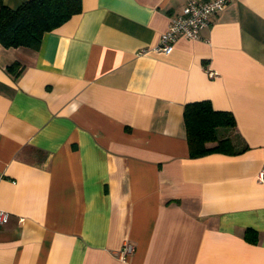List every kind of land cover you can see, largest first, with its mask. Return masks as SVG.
Listing matches in <instances>:
<instances>
[{
  "label": "crops",
  "instance_id": "crops-1",
  "mask_svg": "<svg viewBox=\"0 0 264 264\" xmlns=\"http://www.w3.org/2000/svg\"><path fill=\"white\" fill-rule=\"evenodd\" d=\"M189 1L81 0L38 50L0 44V264H264V0L159 51ZM201 101L244 152L189 157Z\"/></svg>",
  "mask_w": 264,
  "mask_h": 264
},
{
  "label": "trees",
  "instance_id": "trees-1",
  "mask_svg": "<svg viewBox=\"0 0 264 264\" xmlns=\"http://www.w3.org/2000/svg\"><path fill=\"white\" fill-rule=\"evenodd\" d=\"M81 3V0H28L11 9L0 0V44L5 48L38 50L45 33L81 13ZM183 119L191 159L213 153L237 155L247 149L237 148L231 137L219 135L222 129L234 130L235 119L230 112L214 110L208 101L186 104Z\"/></svg>",
  "mask_w": 264,
  "mask_h": 264
},
{
  "label": "built area",
  "instance_id": "built-area-1",
  "mask_svg": "<svg viewBox=\"0 0 264 264\" xmlns=\"http://www.w3.org/2000/svg\"><path fill=\"white\" fill-rule=\"evenodd\" d=\"M233 0H190L183 8L182 13L171 19L167 31L163 34L159 51L169 52L172 44L178 38L196 40L202 30L210 25L211 18L221 12ZM210 77L217 74L209 71ZM259 179L264 181V167L259 173ZM10 218V214L0 210V226L5 225ZM134 245L126 242L118 252V257L124 259L134 252Z\"/></svg>",
  "mask_w": 264,
  "mask_h": 264
},
{
  "label": "rangeland",
  "instance_id": "rangeland-1",
  "mask_svg": "<svg viewBox=\"0 0 264 264\" xmlns=\"http://www.w3.org/2000/svg\"><path fill=\"white\" fill-rule=\"evenodd\" d=\"M224 132H225V130L222 129L221 131H219V135L224 134Z\"/></svg>",
  "mask_w": 264,
  "mask_h": 264
},
{
  "label": "bare ground",
  "instance_id": "bare-ground-1",
  "mask_svg": "<svg viewBox=\"0 0 264 264\" xmlns=\"http://www.w3.org/2000/svg\"><path fill=\"white\" fill-rule=\"evenodd\" d=\"M163 36V35H162ZM162 36H161V38H162ZM161 38H160V41H161ZM173 45V44H172ZM159 46H160V42H159ZM159 48V47H158ZM172 48V47H171ZM162 52V51H161ZM166 53V52H165Z\"/></svg>",
  "mask_w": 264,
  "mask_h": 264
}]
</instances>
